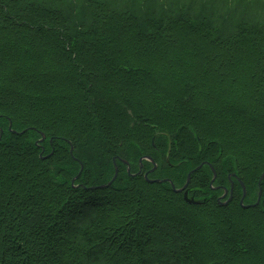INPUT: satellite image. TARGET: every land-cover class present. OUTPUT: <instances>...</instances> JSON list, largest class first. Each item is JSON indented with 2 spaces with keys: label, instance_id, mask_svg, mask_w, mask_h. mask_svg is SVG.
<instances>
[{
  "label": "trees",
  "instance_id": "obj_1",
  "mask_svg": "<svg viewBox=\"0 0 264 264\" xmlns=\"http://www.w3.org/2000/svg\"><path fill=\"white\" fill-rule=\"evenodd\" d=\"M0 134V264H264V0H0Z\"/></svg>",
  "mask_w": 264,
  "mask_h": 264
},
{
  "label": "water",
  "instance_id": "obj_2",
  "mask_svg": "<svg viewBox=\"0 0 264 264\" xmlns=\"http://www.w3.org/2000/svg\"><path fill=\"white\" fill-rule=\"evenodd\" d=\"M9 127H10V125H9ZM42 140H43V138H42ZM69 152H70V154H72V147H70ZM144 159L147 160V161H149V162H152V160H151L149 157H145ZM126 171H127V173H129V168H127ZM189 175H190V174H188V176H187V178H186V182H185L184 186H183L182 188L178 189V190H175L173 184H172L170 181H168V182L171 184V188H172L175 192H177V193L182 192V191L186 188V186L188 185V183H189ZM116 176H117V169H116V167L114 166V176H113V178L111 179V181H110L107 185H105V186H101V187H99V188H100V189H103V188H106V187L110 186V185L112 184V182L115 180ZM263 176H264V173L259 177V180H258V187L260 186L259 184H260V181L262 180ZM144 178L147 179V174H144ZM214 179H215V174L213 173V178H212V180L210 181V186H211L212 182L214 181ZM162 182H164V180H148V183H162ZM230 188H231V187H230ZM226 193H227V191L224 190L223 195H222L220 198L217 199V201H218L219 203H220L221 199H223V198L225 197ZM243 197H244V191H243ZM259 198H260V191L258 192V198H257L255 204H254L253 206H250V207H255V206L259 203ZM229 201H230V197L228 198V200H227L226 202L221 203V205L224 206V205H226ZM193 203H199V202H193ZM240 205H242V200L240 201ZM243 208H249V206H245V207H243Z\"/></svg>",
  "mask_w": 264,
  "mask_h": 264
},
{
  "label": "bare ground",
  "instance_id": "obj_3",
  "mask_svg": "<svg viewBox=\"0 0 264 264\" xmlns=\"http://www.w3.org/2000/svg\"><path fill=\"white\" fill-rule=\"evenodd\" d=\"M263 173H264V172H262V174H263ZM262 174H261V175H262ZM261 175H260V176H261ZM260 176H259V177H260ZM263 178H264V176H263ZM263 178H262V179H263ZM258 180H259V178H258ZM261 181H262V180H261ZM261 181H260V184H261ZM260 184H259V185H260ZM259 187H260V186H259Z\"/></svg>",
  "mask_w": 264,
  "mask_h": 264
},
{
  "label": "rangeland",
  "instance_id": "obj_4",
  "mask_svg": "<svg viewBox=\"0 0 264 264\" xmlns=\"http://www.w3.org/2000/svg\"><path fill=\"white\" fill-rule=\"evenodd\" d=\"M230 191V190H229Z\"/></svg>",
  "mask_w": 264,
  "mask_h": 264
}]
</instances>
